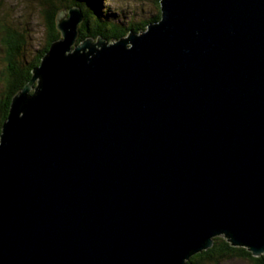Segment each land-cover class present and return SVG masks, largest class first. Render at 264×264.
I'll list each match as a JSON object with an SVG mask.
<instances>
[{
    "label": "water",
    "instance_id": "1",
    "mask_svg": "<svg viewBox=\"0 0 264 264\" xmlns=\"http://www.w3.org/2000/svg\"><path fill=\"white\" fill-rule=\"evenodd\" d=\"M160 5L111 42L59 14L2 126L0 264L264 255V0Z\"/></svg>",
    "mask_w": 264,
    "mask_h": 264
},
{
    "label": "trees",
    "instance_id": "2",
    "mask_svg": "<svg viewBox=\"0 0 264 264\" xmlns=\"http://www.w3.org/2000/svg\"><path fill=\"white\" fill-rule=\"evenodd\" d=\"M156 1L157 15L155 19H147L136 27L132 26L127 29L123 25L109 20V17L105 15L106 10L100 7V0H36L42 6L41 16L45 22L48 38L45 46L35 55L34 60L28 63L20 59L24 55L23 50L25 51L26 45L23 36L9 25L0 24L1 45L6 63L4 77L0 80V86L3 88L0 91V136L2 126L8 118L13 98L32 79L33 70L41 64L42 58L52 43L61 39L57 29V20L62 9L70 10L73 7H79L84 14V21L78 28L77 44L87 38L97 40L99 37L111 42L124 38L131 31L135 33L145 31L148 25L159 21L162 15L161 5L160 0ZM61 7L63 8L61 9ZM232 259L247 260L251 264H264V255L256 258L247 248L233 246L230 239L225 236L216 237L211 248L192 255L186 264H220Z\"/></svg>",
    "mask_w": 264,
    "mask_h": 264
},
{
    "label": "rangeland",
    "instance_id": "3",
    "mask_svg": "<svg viewBox=\"0 0 264 264\" xmlns=\"http://www.w3.org/2000/svg\"><path fill=\"white\" fill-rule=\"evenodd\" d=\"M156 3V0H100V7L106 10L105 15L109 17V20L130 29L147 19H155L157 15ZM41 9V4L36 0H0V24L9 25L19 31L25 39L24 55L20 57L21 60H25V63L34 60L35 55L45 46L48 38ZM62 10H67V8ZM1 36L2 33L0 34V80L4 77L3 73L6 67ZM2 89L0 86V91ZM220 264L251 263L247 260L232 259Z\"/></svg>",
    "mask_w": 264,
    "mask_h": 264
}]
</instances>
